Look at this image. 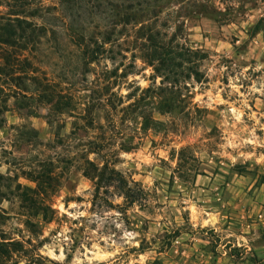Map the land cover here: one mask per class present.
I'll return each mask as SVG.
<instances>
[{"label":"rangeland","instance_id":"374dc122","mask_svg":"<svg viewBox=\"0 0 264 264\" xmlns=\"http://www.w3.org/2000/svg\"><path fill=\"white\" fill-rule=\"evenodd\" d=\"M201 5L213 13L203 15ZM155 24L207 55L199 63L201 81H186L191 99L184 93L175 114L154 115L163 122L157 131L142 130L139 109L127 110L106 128L105 153L84 154L88 139L100 138L98 129L86 132L54 103L0 92V175L13 178L0 179V244L10 243L0 264H264V0H185L163 10ZM131 35L126 60H103L87 72L65 44L56 68L31 53L28 73L40 65L45 78L73 83L71 114L80 116L92 95L100 117L99 92H90L104 66L121 73L133 63ZM134 64L133 74L112 87L123 106L161 81L139 59ZM145 104L150 114L148 102L138 106ZM84 158L98 167L107 161L135 182L137 202L128 205L112 187L95 186L82 173ZM38 172L54 177L42 183L53 210L44 217L28 212L16 189L34 188L23 174ZM226 183L240 190L233 201H255L260 212L248 214L253 208L246 205L238 215Z\"/></svg>","mask_w":264,"mask_h":264},{"label":"trees","instance_id":"16d2710c","mask_svg":"<svg viewBox=\"0 0 264 264\" xmlns=\"http://www.w3.org/2000/svg\"><path fill=\"white\" fill-rule=\"evenodd\" d=\"M185 0H0V92L8 91L11 97L28 100L38 98L44 105L55 104L60 114H70L69 117L81 120L84 130L98 129L100 138L88 137L84 154H104L108 149L106 128L113 126L116 116L127 110L141 119L144 131L158 129L163 122L154 115L164 116L175 114L182 108L181 97L191 99L186 81L191 77L196 83L203 78L199 70V63L207 55L198 48H192L179 39L178 33L167 37L156 28L157 17L163 10L181 5ZM200 13L209 16L213 10L201 5ZM132 31L134 52L131 55L133 63L124 66L121 73L119 68L107 69L104 66V78L97 82L91 94L99 92L98 102L102 103L103 114L100 117L93 112L94 100L89 95L85 100V108L80 116L71 114V105L75 99L70 92L73 83H58L45 78L40 65L28 73L31 63L29 55L35 53L40 58L51 61V67H58V61L65 59L60 54L68 45L75 59L79 61L87 72L93 71L91 66H98L103 60L115 61L117 58L126 60L123 52H128L129 36ZM127 47V48H126ZM139 59L145 66L152 69L154 76L161 79L159 86H152L140 91L141 97L133 103L123 106L120 94L114 93L112 87L118 82L126 80L135 70V59ZM122 66V65H120ZM65 65L59 67V73ZM72 74L75 69H71ZM35 75V76H34ZM43 76V77H41ZM32 82V88L25 84L24 79ZM126 96V99H129ZM143 101L152 105L150 114H146L144 107L138 106ZM191 102H186V104ZM101 121H103L101 123ZM157 131V130H155ZM60 140L59 133L54 134ZM131 146H121L120 150L129 152ZM182 149L178 154H182ZM82 173L95 181V186L103 184L112 187L128 205L137 202L140 190L135 182L127 181L113 164L107 161L101 167L84 158ZM8 177V176H7ZM6 179L0 175L1 180ZM23 177L34 188L16 185L19 197L29 202V210H33L36 217L46 215L53 210L46 205L44 197L46 191L42 187L44 181H53L54 177L46 173H27ZM17 178V177H14ZM0 244V253L4 245Z\"/></svg>","mask_w":264,"mask_h":264},{"label":"crops","instance_id":"0c3cea01","mask_svg":"<svg viewBox=\"0 0 264 264\" xmlns=\"http://www.w3.org/2000/svg\"><path fill=\"white\" fill-rule=\"evenodd\" d=\"M226 188L225 190L228 191V192H231L234 194V196L229 200H228V204H235L234 207L235 209H237V214H242L243 212L246 211V205L248 206H251L253 208L252 212L251 211H247V213H252L253 215H256L260 212V210H257V208H262L261 206H259L255 201L252 203V202H249V204L247 202L243 203V202H240V201H233L232 199H236L235 198V195H240V190L239 188H235V183H226L225 184Z\"/></svg>","mask_w":264,"mask_h":264}]
</instances>
